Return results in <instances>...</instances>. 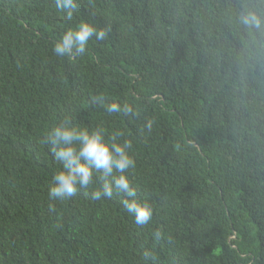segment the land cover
<instances>
[{
	"label": "trees",
	"instance_id": "obj_1",
	"mask_svg": "<svg viewBox=\"0 0 264 264\" xmlns=\"http://www.w3.org/2000/svg\"><path fill=\"white\" fill-rule=\"evenodd\" d=\"M75 3L0 0V264H264V31L239 23L264 0ZM81 21L106 38L57 56ZM64 118L130 141L147 224L115 190L49 198Z\"/></svg>",
	"mask_w": 264,
	"mask_h": 264
},
{
	"label": "clouds",
	"instance_id": "obj_2",
	"mask_svg": "<svg viewBox=\"0 0 264 264\" xmlns=\"http://www.w3.org/2000/svg\"><path fill=\"white\" fill-rule=\"evenodd\" d=\"M56 4L71 18L76 8L75 0H56ZM239 23L248 29L264 31V10L245 7L239 15ZM106 36L105 29H97L81 21L65 30L55 42L53 51L60 57L81 55L93 37L103 40ZM107 111L110 114L133 113L127 103L120 105L115 102L107 105ZM152 126V120L146 119L145 128L151 131ZM122 135L119 130L108 132L103 126L89 130L72 123L68 118L53 124L45 132L44 142L62 167L56 168L52 174L49 198L68 199L75 195L78 188H92L99 199L101 193L111 196L115 190L118 195L124 193L129 197L122 199V203L136 222L147 224L151 220L152 209L134 198L126 172L135 168V161L128 152L130 141L119 142ZM96 180L103 181L102 186L97 185Z\"/></svg>",
	"mask_w": 264,
	"mask_h": 264
}]
</instances>
